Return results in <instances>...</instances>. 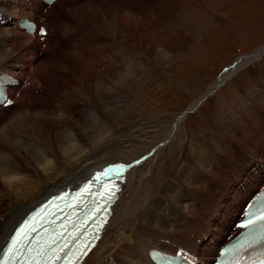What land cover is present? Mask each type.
<instances>
[{"label": "bare ground", "instance_id": "obj_1", "mask_svg": "<svg viewBox=\"0 0 264 264\" xmlns=\"http://www.w3.org/2000/svg\"><path fill=\"white\" fill-rule=\"evenodd\" d=\"M76 1L54 0L50 4L46 11L48 29L43 40L40 41L35 32H27L24 27L19 26L17 19L19 17L31 19L35 13L39 12L42 2L40 0L14 2L0 0V71H5L8 77L3 91L11 97L12 92L20 86V79L23 76L27 78L26 82H29L26 84L27 89L24 86L11 104L0 105V244L16 220L46 194L66 185H75L96 167L120 161L125 165L122 168L125 174L124 181L112 204L111 213L100 237L82 259V264H148L147 251L150 247L171 251L183 248L200 260L197 264H208L207 260L215 255V246L224 240L227 241L231 237L227 235L236 231L232 221L238 214L239 205L247 194L253 192L258 184L262 183L260 181L264 180V108L259 106L264 107V88L263 92L252 93L251 97L244 96L243 99H246L244 104L248 109L240 114L233 113L234 117L238 116L234 120V126L228 119H224L220 123L215 122L209 125V130L206 128L208 131L205 130L203 135L200 133L195 136H191L187 131L188 113L182 114L177 119L166 121L162 129L160 128L164 134H160L161 132L155 133L159 130L154 127L161 126L163 121L155 123L156 125L137 127L138 129L131 133L124 131L121 133L117 126L111 130L100 122L101 120L98 121L95 118L96 121L88 125V128H82L86 125L89 116V123L92 117H97V114L89 113L86 104L77 105L74 110H67V117L62 115L57 116L56 119L50 118L49 113L39 111L41 106H38V112H34L36 106L43 104L44 101L50 105L47 101L50 96L48 90L57 86L54 83L55 72L51 69L47 70L48 66L44 67L47 61H54L53 65L56 69L53 70L62 69L60 68L62 52L59 50L57 55L53 54L54 45L51 40L53 34L49 35V30L51 25L56 23L54 21L58 16L57 12H65L66 7L72 10L70 5ZM88 1L86 7L100 5L99 10L102 14H110L112 24L116 21L127 24L126 20L122 19L123 17L119 19L118 15L114 20L113 12L115 11L109 8L113 7L118 10V13H123L125 10L129 11L123 4L131 7L138 0H122L123 7L120 4L117 5L116 0ZM83 5L80 6L84 8ZM80 6L75 5L73 8L77 11ZM108 6L110 7L107 8ZM77 14L76 12V16ZM1 24L10 26L8 29H3ZM17 45H19L18 48L13 47ZM37 49L42 51L40 57L36 54ZM263 56L264 46L243 54L233 66L225 68L227 71L225 70V73L203 94L206 96L200 98L203 96L201 95L193 104L198 103L199 99V103L204 102L208 96L207 92L217 82L228 79L248 61ZM136 65L137 62L130 60L126 70L134 71ZM95 73L97 76L102 75L99 70ZM128 74L123 77V82H120L118 78L115 86L128 88L131 85L128 93L133 94L140 85L137 86L138 83L134 84V82L130 84L129 80L133 79V76L131 72ZM88 75L81 70L74 76L77 82L69 81L67 84L70 83V87L78 88L77 92L82 90L83 86L85 89L89 86L90 90L93 89L96 92L97 87L92 86V82L86 84L89 80ZM66 76L64 74L62 78ZM29 86H32L33 91L37 93L28 90ZM215 91L216 88L212 94ZM89 94H91L90 91L86 96L89 97ZM259 94L263 95L258 98ZM107 96V99L111 98L109 94ZM36 97L40 100L39 102H35ZM86 101L89 103L88 99ZM253 101L256 104L250 105ZM117 103L118 106L123 105L125 112L128 110L134 113L132 107H129L126 102ZM14 106H18L21 110L13 114ZM241 110L239 108V111ZM107 115L113 116L111 112ZM115 119L123 122L124 115L117 114ZM67 123H71L73 127H81V131L77 130L79 128L70 129L73 131V137H68L70 145L65 147L57 144L59 138H56V135L48 137L47 134L60 136L59 132L69 129ZM260 125L263 132L262 142L260 141ZM235 126L239 128L235 130ZM125 128H127L126 125ZM10 131H13L16 138L19 136L16 139L14 135L13 142L7 138L9 134H12ZM211 132H216L218 137L210 136ZM38 142H42L44 150L42 151L40 147L41 152L35 147ZM188 144H192L190 148H186ZM5 145L9 151H2L1 148ZM30 149L33 151L30 152ZM11 151H15L13 155L10 154ZM29 152L34 158L29 156ZM136 161L140 163L137 164ZM44 162L50 164L46 172L42 171L41 166L39 167L41 170L35 167L36 164L43 165ZM127 165L131 167H126ZM250 166L254 169L251 170ZM25 167H28L30 175L37 179L19 178L13 181L12 176ZM172 180L176 185L172 184ZM161 207L162 212H160Z\"/></svg>", "mask_w": 264, "mask_h": 264}, {"label": "rangeland", "instance_id": "obj_2", "mask_svg": "<svg viewBox=\"0 0 264 264\" xmlns=\"http://www.w3.org/2000/svg\"><path fill=\"white\" fill-rule=\"evenodd\" d=\"M83 1L77 0L72 3L70 5L72 10L66 7L65 12H57L59 17H55L54 22L56 23L53 24L55 27L51 25L49 35L53 34L51 38L53 40L52 45H54L53 54L57 55L61 51L63 64L61 63L62 66L60 67L62 69L53 70L56 69L53 65L54 61H47V65L44 67L48 66L47 70L51 69L55 72L54 83L57 86L53 88L54 90H48L50 92L49 99L45 98L51 106L44 101L43 104L36 106L34 112H38V106H41L39 111L49 113L50 118L56 119L62 115L67 117V110H74L77 108L75 106L86 104L89 113L97 114V117H92L89 123V116L86 125L82 128H88L92 122L101 120L100 122L110 127L111 130L117 126L119 132L131 133L137 130V127L140 128L148 124L156 125L155 123L163 121L161 126L154 127V129L158 128L159 130L155 133L161 132L160 134H164L160 128L162 129L168 120L177 119L182 114L188 113L186 117L187 131L191 136H195L205 133V130H209V125L211 126L215 122L220 123L224 119H228L234 126V120L238 117H234V114H240L248 109L247 105L244 104L246 100L243 99L244 96L249 95L251 97L252 93L263 92L264 56L250 60L243 67L237 69L195 109L178 114L184 108L193 105V102L225 73L226 69L220 70L223 66L232 64L243 54L264 46V0H138L131 7L124 5L122 0H116L117 5L122 6L123 4L124 8H128L129 11L125 10L123 13L119 11L120 13H118V10L108 6L107 8L115 11L113 12L114 20L118 15L119 19L123 17L122 19L127 22L124 24L116 21V23L113 22L114 25L112 24V16L104 13L103 15L102 11L99 10L100 5H94L95 7L91 6L92 8H90V6L86 7L88 0ZM88 4H90L89 1ZM75 5H83L84 8L80 6L83 11L82 9L79 10L80 8H76V11ZM122 7L121 9L124 10ZM133 7H135L134 10ZM112 11L109 10L110 13ZM76 12L78 13L77 16ZM9 26L1 24L3 29H8ZM118 29H120L119 34L117 33ZM13 47L18 48L19 45ZM41 53L42 51L36 50L39 57ZM130 60L137 62L134 71L126 70ZM80 69L90 75H88V79L91 81L88 80L86 84L92 82V86L97 87L96 92L93 89L90 90L89 86H86L87 89L83 86L82 90L77 92L78 88L70 87V83L67 84L69 81L77 82L74 76L81 71ZM98 70L102 73L101 76L96 75L95 72ZM104 70H106L105 73ZM129 72H131L133 79L138 77L136 80L131 78L129 83L134 82V84L138 83L137 86L140 85L138 86L139 89L134 90V95L128 93V88L131 86L129 83L128 88L115 86L119 79L120 82H123V77L128 76ZM64 74L67 76L62 78ZM20 81V88L23 89L26 86L27 78L25 79L23 76ZM28 90L33 91L32 86H29ZM38 91L41 92L40 89ZM88 91L91 92L90 98L86 96ZM33 92L37 93L36 91ZM108 94L110 99H107ZM262 95L259 94L258 98ZM36 98L35 102H39L38 97ZM86 99L89 100V103ZM122 101L132 107L134 113L128 110L125 112L126 109L123 105V108L118 106L117 102L121 103ZM253 104L256 103L253 101L250 105ZM259 106L264 108L262 105ZM239 108L242 110L239 111ZM13 109V114L21 110L18 106H14ZM108 112H111L114 117L117 114L124 115V121L114 120L113 116L107 115ZM130 113L131 115H129ZM66 125H69L67 126L68 130L79 128V126L73 127L71 123ZM125 125L128 130L127 128L124 129ZM235 128L238 129L239 127L235 126ZM68 130L59 132L60 136L59 134L47 135L48 137L56 135L55 137L59 138L57 144L67 147L70 145L68 139L73 137V131ZM77 130L81 131V127ZM259 131L262 142L261 125ZM10 132L12 134H9L7 138L13 142L16 135L13 134V131ZM209 135L218 137L216 132H211ZM41 144L42 142H38L35 146L37 150H40L39 152H41ZM190 145L192 144H188L186 148H190ZM1 149L2 151H9L7 145L2 146ZM32 151L33 149H30V152ZM14 152L11 151L10 154L13 155ZM30 152L29 156L34 158ZM29 166L32 165L29 164ZM40 166L42 171L46 172L49 170L50 164L38 163L35 167L40 169ZM249 168L254 169L252 166ZM19 178L37 179L30 175L28 167L12 176L13 181ZM172 184L176 185L173 180ZM237 203H235L236 206ZM160 212H162V207ZM128 242L132 243V241Z\"/></svg>", "mask_w": 264, "mask_h": 264}, {"label": "water", "instance_id": "obj_3", "mask_svg": "<svg viewBox=\"0 0 264 264\" xmlns=\"http://www.w3.org/2000/svg\"><path fill=\"white\" fill-rule=\"evenodd\" d=\"M252 52V51H251ZM238 58V57H237ZM236 58V59H237ZM236 61V60H235ZM234 61V62H235ZM233 62V63H234ZM232 63V64H233ZM232 64H229V65H227V66H224L221 70H224L226 67H229V66H231ZM222 81H224L223 79L220 81V82H217L208 92H207V95H210V94H212V91L213 90H215V88L217 89L218 88V85L220 84V83H222ZM205 96V95H204ZM190 108V107H189ZM189 108L187 107V108H185L182 112H184V111H189ZM192 108V107H191ZM182 112H180V113H182ZM179 113V114H180ZM253 194V192H250V193H248L247 194V196L245 197V199L243 200V202L241 203V206H243V205H245V203L247 202V200L251 197V195Z\"/></svg>", "mask_w": 264, "mask_h": 264}, {"label": "snow or ice", "instance_id": "obj_4", "mask_svg": "<svg viewBox=\"0 0 264 264\" xmlns=\"http://www.w3.org/2000/svg\"><path fill=\"white\" fill-rule=\"evenodd\" d=\"M38 31H39V33L43 36L44 34H46V30L43 28V27H40L39 29H38ZM7 103L8 104H11L12 103V101L11 100H7ZM136 163L137 164H139L140 163V161H136ZM113 167H115V168H120V167H125V166H121V165H115V166H113ZM126 167H131V165H127ZM108 173H107V171H105L104 173H103V175H107ZM89 183H91V181L89 182ZM19 229H17V231H18ZM15 237L13 236L12 237V239H14ZM85 255L87 254L86 252L84 253ZM156 255H159L158 253H154V256H156Z\"/></svg>", "mask_w": 264, "mask_h": 264}]
</instances>
